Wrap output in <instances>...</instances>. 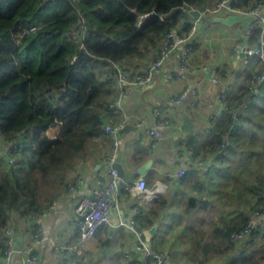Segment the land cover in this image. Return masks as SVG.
Segmentation results:
<instances>
[{"label":"crops","instance_id":"1","mask_svg":"<svg viewBox=\"0 0 264 264\" xmlns=\"http://www.w3.org/2000/svg\"><path fill=\"white\" fill-rule=\"evenodd\" d=\"M199 10L202 17L193 35L190 70L184 76L179 74V52L175 51L150 82L127 85L123 111L113 110L108 119L114 123L126 120L119 151L124 177L137 178L136 168L149 163L141 174L151 188L155 189L161 181L160 190L150 197L123 190L109 221L82 244L78 264H145L133 248L136 235L129 227L132 221L137 227V215L142 208L147 212L139 224L145 230L157 223L151 242L171 255L168 264H228L241 251L247 260L246 244L261 235L249 236L233 245L227 234L235 225L241 226L243 217L259 205L257 195L264 190V83L246 110L237 119L231 117L254 72L261 69L258 58L246 52L254 43L247 34L251 21H223L236 14L248 15L241 12ZM193 17L189 10L177 29L189 33L186 30L187 26L191 28ZM158 52L159 46L139 60L136 67H128L131 75L142 71ZM214 68L219 83L211 79ZM186 88L182 102L165 106L157 114L170 96ZM186 114L194 123L190 130L182 127ZM162 116L171 119L172 124L161 128L153 141L147 127L155 125ZM140 121L144 122L143 127L138 125ZM72 125L73 121L68 120L50 129L64 139ZM227 129L231 130L230 145L223 147L221 142ZM7 146L0 136L3 154ZM192 154L195 158L216 154L217 159L209 171H189L181 183L165 174L178 170ZM108 167L104 158L82 162L75 179L68 181L77 184L74 189L67 182L36 216L14 215L17 245L13 264H30L26 261L27 248L36 242L39 227L45 239L34 244L39 256L35 264L63 262V247L78 240L76 203L82 195L104 184L109 178ZM79 176L81 182L77 180ZM41 197L50 198L44 186ZM261 236L264 242V232Z\"/></svg>","mask_w":264,"mask_h":264},{"label":"trees","instance_id":"2","mask_svg":"<svg viewBox=\"0 0 264 264\" xmlns=\"http://www.w3.org/2000/svg\"><path fill=\"white\" fill-rule=\"evenodd\" d=\"M218 1L0 0V136L7 145L19 142L16 162L0 165V264H6L5 229L14 215L42 213L48 200L75 179L82 162L108 159L113 139L103 126L118 93L115 82L107 79L114 63L136 67L149 51L160 50L167 32L191 8H212ZM258 3L264 0L232 2L241 9ZM81 14L89 30L83 46ZM68 120L73 125L64 139L40 137ZM43 186L49 199L41 197ZM262 205L259 199L252 211ZM146 212L142 208L137 215L139 229ZM247 218L227 234L243 227ZM245 260L241 251L228 264Z\"/></svg>","mask_w":264,"mask_h":264},{"label":"built area","instance_id":"3","mask_svg":"<svg viewBox=\"0 0 264 264\" xmlns=\"http://www.w3.org/2000/svg\"><path fill=\"white\" fill-rule=\"evenodd\" d=\"M235 0H220L214 7L209 8L213 11L228 10L231 12H241L244 14L254 16V19L249 23L247 28L248 36L253 39L254 43L250 44L247 48V54L258 58L261 64V69L256 70L253 74L252 81L248 86L247 94L244 99L239 102L232 110L234 119H237L244 110L249 106L251 100L260 92V88L264 83V3H258L249 9H241L235 7L232 2ZM164 18V17H163ZM199 17H193L192 25L189 33L182 32L177 28L170 29L166 34L165 41L161 44L158 55L149 61L142 71L135 74L130 73L128 68L115 62L114 70L107 75V79L113 80L118 88L117 96L110 102V108L115 111H123V99L125 90L128 84H146L152 80L154 75L162 68V66L170 60L175 51L179 52V74L184 76L190 70V58L192 52L193 35L197 30ZM86 19L81 14L80 16V33L79 37L83 40L88 34ZM33 29V28H32ZM77 36V35H76ZM75 36V37H76ZM77 57L74 56L72 61ZM211 79L219 83L220 78L218 71L214 68L211 72ZM188 88L184 89L180 94L172 95L168 98L165 105L157 109V114L160 115L161 109L165 106L177 105L183 101ZM225 92L222 93L224 97ZM195 103V102H194ZM126 120L118 123L107 121L104 123V131L113 139L111 151L108 154L107 162L109 164L108 173L109 178L101 186L95 188L90 194L82 195L75 206V228L78 232V240L75 243L68 244L63 247L62 258L63 262L60 264H78V255L80 248L84 242L95 236L100 227L107 223L110 219V214L113 210L118 208L119 199L123 190L137 191L150 197L160 190L161 181L156 184V188H151L147 184V180L141 174L140 168H136L139 174L137 178L126 179L122 177L118 169L113 166L117 161L120 151V133L125 127ZM172 124V120L168 117H160L156 124L147 127L152 140L155 141L160 134V129ZM139 126L144 125L143 121L138 123ZM41 138L44 137H57L51 129L45 130ZM231 137V130L225 134L224 146L229 145ZM19 142H10L7 150L5 151L6 160L12 166L16 162V148ZM194 154V153H193ZM187 160V162L178 170H168L166 175L178 182H182L183 177L189 171H202L207 172L216 161V154H212L207 158H195L194 155ZM78 182L82 181L79 176ZM77 184L73 181L68 182L70 189H74ZM258 198L263 201V207L257 208L248 214L247 222L241 228L233 230L230 235L231 243L237 245L239 242L247 239L253 231L264 228V192L258 194ZM129 227L135 232L136 239L134 242V250L141 254L145 264H168L170 254L163 252L153 246L151 241L145 237L143 229L135 226L134 221L129 224ZM16 223L12 221L5 229L6 248L4 251V261L6 264H13L12 255L16 250L15 238ZM45 239L43 229L38 228L36 234V243H40ZM32 244L27 248L26 261L30 264H35L39 260L38 254L35 252V245Z\"/></svg>","mask_w":264,"mask_h":264},{"label":"water","instance_id":"4","mask_svg":"<svg viewBox=\"0 0 264 264\" xmlns=\"http://www.w3.org/2000/svg\"><path fill=\"white\" fill-rule=\"evenodd\" d=\"M190 12L195 17L201 16V12L198 8H191ZM253 19H254V16H252V15L243 16L241 14H236V15H232V16L228 17L227 19H224L223 21L224 22H232V21H236V20H242L245 23H249ZM248 26H249V24H247V27ZM184 119H185V122L182 125V127L186 128L187 130H190L194 126V123L191 121L190 117L187 114L184 116ZM113 166H115L118 169V171L122 177L125 176V168L121 162L120 156H118L117 161L113 163ZM148 167H149V163L140 167L141 173H145V171L148 169ZM156 227H157V223L155 225H153L151 228H147L144 230L146 239L148 241H151V239L155 233Z\"/></svg>","mask_w":264,"mask_h":264},{"label":"rangeland","instance_id":"5","mask_svg":"<svg viewBox=\"0 0 264 264\" xmlns=\"http://www.w3.org/2000/svg\"><path fill=\"white\" fill-rule=\"evenodd\" d=\"M0 155H5V154H3V152L0 151ZM207 157H202V158H207ZM8 164L9 163L6 160V155H5V157L4 156L3 157H0V165L2 167L3 166H6ZM263 232L264 231H261L260 232L261 235H263ZM261 235H256L257 237L254 240H252L251 242H248L246 244V246L248 247V250H247L248 253H247V255L249 254V258L243 264H264V262H260L261 260H264V242H262L263 239H262V236ZM229 240H230V238H229ZM233 245H232V247H233V250L235 252V250H237V249ZM243 254L246 255L245 253H243ZM170 258H171V255H170Z\"/></svg>","mask_w":264,"mask_h":264}]
</instances>
